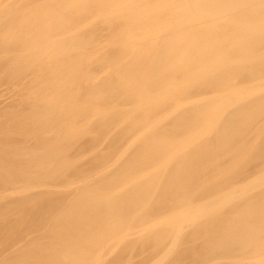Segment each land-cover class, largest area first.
Here are the masks:
<instances>
[{"label":"bare ground","instance_id":"1","mask_svg":"<svg viewBox=\"0 0 264 264\" xmlns=\"http://www.w3.org/2000/svg\"><path fill=\"white\" fill-rule=\"evenodd\" d=\"M103 63L110 71L99 79ZM31 73L41 96L16 102L9 116L0 111V151L35 141L1 156L3 186L31 191L62 181L63 171L81 161L88 168L105 165L129 141L128 126L143 139L74 196L14 197L6 213L25 225L16 238L0 226V264H96L107 254L101 248L115 249L153 218L154 230L129 244L146 252L148 246L141 264L165 248L184 220L191 228L171 264L231 258L251 264L264 255V192L239 202L228 195L234 179L264 182V0H20L0 16V83ZM96 145L107 152L88 161ZM61 156L71 159L64 170L53 162ZM177 168V178L167 179ZM157 181L166 185V204L150 189ZM218 195L224 202L211 212L194 210ZM253 208L261 236L256 245L236 224ZM34 223L44 226L51 243L3 256Z\"/></svg>","mask_w":264,"mask_h":264},{"label":"rangeland","instance_id":"2","mask_svg":"<svg viewBox=\"0 0 264 264\" xmlns=\"http://www.w3.org/2000/svg\"><path fill=\"white\" fill-rule=\"evenodd\" d=\"M18 1H20V0H0V8L4 11V13L1 14L0 16H5L9 10V7L15 5ZM2 19H3V17H2ZM1 39H3V37H1ZM3 41H4V39H3ZM1 42H2V40H1ZM108 45H109L108 43L104 44L105 47H108ZM106 54L107 53H105L104 55H106ZM15 58L19 59L20 57L16 54ZM103 60H104V58H103ZM102 65H103V68L98 71V75H97L98 76L97 78H99V79H103L107 75V72L110 71V67L107 64H105V66H104V63H103ZM35 78H37V77L33 73H31V74L22 76L21 78H18L14 82L8 83L9 85H7V86H5L6 84L3 85V83H0V111L5 112L9 116V115H11V114H9L10 108H17V109L19 108L20 104H18L15 107H12L16 102L27 103L30 99L33 100V99L39 98L41 95L38 92V90H36V87H39L40 84L37 83L38 78L37 79H35ZM32 81H33V83H32ZM34 84H36L37 86ZM255 84H257V82ZM33 85H34V87H33ZM27 87L29 89H27ZM247 87L248 86L244 87V89ZM34 91H35V93L38 92V94H34ZM222 98L225 99L226 96L223 95ZM8 107H10V108H8ZM135 108H136V105L133 107L131 106V107L125 109L123 111V115H125V116L131 115L132 113H134ZM134 128L135 127L128 126L125 129L124 135L127 137L126 139L129 141L125 144V146L123 147L121 152L117 153V155L114 157V159L105 165H102V166L98 165V166H93L91 168H88L89 165L87 167L83 166L86 164L87 161L84 163L81 161L79 164H75L72 168L70 167L67 171L64 169L69 167V165L71 164V159H68L66 157L64 158L63 156H61L59 158H57V157L53 158L54 166L60 168L61 170H64L63 173H65V172H67V173H65L66 177L62 181L56 182V184L50 183L51 184L50 186H42L40 188H38L36 186L33 189H31V191H27V190L20 191L14 185L12 187L3 186L0 182V211L2 212L1 214H3L5 217V219H3V218L0 219L1 220L0 226L1 225L3 226L5 224L7 226L6 228L10 229V232L11 231L13 232V233H11L12 237L16 238V236L18 237L19 234L21 235L25 223L23 221H21L17 215H14L13 212L8 211L6 213L8 205H10L12 200L15 198L25 197V196H27V194H31V193H36V194L42 195L43 200H47V198L49 197V194H56L57 195L60 193L61 194L69 193L70 196H74L75 194H73V193H75V191L81 192L84 188L90 186L92 183L99 181L103 175L110 173L113 169H115V165L117 167L119 164H121L124 161V159L127 157L126 155H128V152L131 149L130 147H132L133 143L136 141H141L143 139V138L140 139V137L142 136L141 131L138 130V128H135V129ZM139 128H141V127H139ZM2 133L3 132H0V138H2V136H3ZM88 134H89V136L93 135L92 132H90ZM34 143H35V141L28 140V141H25L22 144H20L21 146L23 145L22 147L19 145V146H11V147H8L7 149L6 148L2 149V151H0V158H1V156H5V155L12 153L16 149H22V148L26 149L28 147H31L34 145ZM24 144H26V145H24ZM29 144H31V145H29ZM104 144H106V142ZM15 147H16V149H15ZM102 148H103V145H100V146L96 145V147H92V149H93L92 154H91L92 158L90 157L87 160L90 161L93 159V157L96 156V155L94 156V152H99V153L100 152L101 153L107 152L106 148L105 149L104 148L102 149ZM99 160L100 159L98 157H95V161H99ZM158 161L161 163L163 161V159L160 157L158 159ZM160 163L157 166H160L161 165ZM34 165L38 166L39 163L37 161H35ZM81 167L84 168L83 170H85V171H82ZM178 174H179V169L177 168L175 170H170V172L168 173V175L166 177H167V179L171 180V179L177 178ZM253 177L254 176H250V177L242 178V179H239V178L234 179L233 183L231 185V189L228 192V195L231 196L230 198L234 201L239 202L241 200L243 201V200L249 198L251 195H253L255 193H258V191L264 192V182L263 183L258 182V184H256L255 179H253ZM263 178H264V174H263ZM254 183H255V185H254ZM165 187H166L165 183L160 182V181L153 183L150 187V189L153 193H156L160 196V200H162L163 204H166L168 201V198H169L168 193L164 192ZM248 188L252 189L249 194H248V192H246V190ZM222 202H224V196L218 195L217 197L210 198L209 201H206L204 203L203 207L197 206L196 208H194V210L200 212L203 209L209 213L212 210H214L216 207L220 206L222 204ZM109 211L114 216H117L118 214L120 215V212H121V210L117 209V208H112V209L110 208ZM205 214L206 213H203V215H205ZM257 214L258 213L254 208L253 209H246L236 219V224L242 229L244 234L249 232V235L245 240L250 245L259 244V242L261 241L260 234L257 231H254V229L258 223ZM204 219H206V218H204ZM3 220H5V221H3ZM156 224H157V222L154 221V218H153V220L150 221V223L147 226H145L144 224L143 225H141V224L136 225L135 227H133L131 229V232H129L127 235H125L122 238V241L119 242V244L113 245V247H115V249L113 248L111 250V249H107V248H101L100 250L103 249L101 256L104 255L106 252H107V254H106V256L104 255L103 257H101V260H100L101 262H97L96 264H112L114 261L113 259L115 258L114 256L116 255V253H117L118 264H136V263L141 264L145 260V258L147 257V253H148V249H149L148 246L145 247L147 250V252H146L144 249L138 250V247H131L130 248L129 244L132 243V241H136L138 238L142 240L141 235L144 234L145 231L149 232L151 230H154ZM190 228H191V225L188 222V220L180 221V223H177L175 232L172 234V236H173L172 239L167 241L166 245L164 246L165 248L163 247L164 249L159 251L158 254L154 257V259L151 260L147 264H171L170 262H168L169 257H171L175 253L178 244L185 237V234L190 231ZM44 233H45L44 226L39 224V223H34L32 228L29 230V234L24 236V238H21L20 240H18L11 247V250L8 249L7 252L5 253L6 255L4 254L3 256L13 254L14 251H18L21 248H23L26 245L31 244V243H34V244L40 243V245L51 243V239H49V237L45 236ZM2 247L0 246V248H2ZM10 251L11 252L13 251V253H11ZM140 253H142V254H140ZM112 257H114V258H112ZM138 259L140 261L141 260L142 261L139 262ZM253 261H254V263H251V264H258V263L264 264V255L261 257L254 258ZM225 262H227L228 264H236L237 260L235 258H231V259H225ZM204 264H213V262L207 261Z\"/></svg>","mask_w":264,"mask_h":264}]
</instances>
